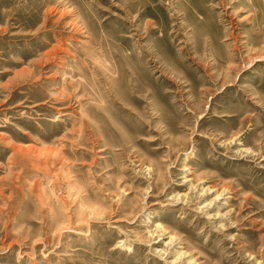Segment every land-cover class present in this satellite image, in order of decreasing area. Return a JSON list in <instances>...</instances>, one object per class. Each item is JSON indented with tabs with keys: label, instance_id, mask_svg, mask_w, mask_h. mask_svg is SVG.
Returning <instances> with one entry per match:
<instances>
[{
	"label": "rangeland",
	"instance_id": "1",
	"mask_svg": "<svg viewBox=\"0 0 264 264\" xmlns=\"http://www.w3.org/2000/svg\"><path fill=\"white\" fill-rule=\"evenodd\" d=\"M0 264H264V0H0Z\"/></svg>",
	"mask_w": 264,
	"mask_h": 264
},
{
	"label": "bare ground",
	"instance_id": "2",
	"mask_svg": "<svg viewBox=\"0 0 264 264\" xmlns=\"http://www.w3.org/2000/svg\"><path fill=\"white\" fill-rule=\"evenodd\" d=\"M171 242V241H170Z\"/></svg>",
	"mask_w": 264,
	"mask_h": 264
}]
</instances>
